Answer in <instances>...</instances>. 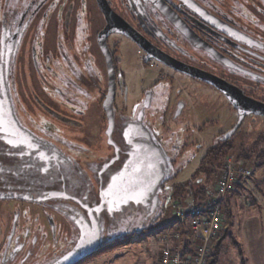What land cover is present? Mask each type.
Listing matches in <instances>:
<instances>
[{"label":"flooded vegetation","instance_id":"af4514ba","mask_svg":"<svg viewBox=\"0 0 264 264\" xmlns=\"http://www.w3.org/2000/svg\"><path fill=\"white\" fill-rule=\"evenodd\" d=\"M103 3L111 10L108 15L98 0H0V200L18 203L0 248V264H27L43 247L41 232L55 234L62 219L67 227L68 220L75 225V236L46 264L74 246L78 224L90 223V216L102 235L123 224L128 211L140 209L145 215L158 209V190L145 204L121 208L111 204L106 190L117 183L130 153L144 144L160 147L166 179L172 165L165 144L148 125V111L163 92L164 123L171 127L169 122L183 114L187 103L182 87H175L176 76L221 92L160 62L157 55L215 74L264 102V0ZM107 26H125L139 41L116 30L106 34L115 75L109 114L103 107L108 66L99 41ZM126 48L140 56L144 67H157L160 73L142 90L131 114L125 99L118 104L123 88L118 64ZM30 221L40 224L32 227Z\"/></svg>","mask_w":264,"mask_h":264},{"label":"rangeland","instance_id":"374dc122","mask_svg":"<svg viewBox=\"0 0 264 264\" xmlns=\"http://www.w3.org/2000/svg\"><path fill=\"white\" fill-rule=\"evenodd\" d=\"M118 65L121 72L119 82L123 85V88L118 89L120 91L118 104L125 99L129 107L128 113L131 114V108L137 106L136 102L140 100L142 90L159 77V69L144 67L140 56L130 48L124 50V56ZM141 78H144V81H141ZM176 81L175 87H182L181 96L187 105L179 118L169 122L171 127L163 121L165 117L163 92H159L154 101V107L148 111L152 113H150L151 120L148 121V125L157 137L162 139L161 141L165 144L163 149L165 153H168L172 165L166 179L157 189L160 194L158 209L145 215L141 214L140 209L137 213L128 211L126 216L122 217L128 229L124 228V223L121 225L118 223L117 227L113 226L110 232L103 230L101 246L124 238H130L131 242L88 257L78 264H156L161 243L160 234L171 232L180 225L173 213L178 206L182 207L195 201V196L190 195L193 193L192 189L201 185L211 187L228 159H231V163H236L235 155L239 147H244L248 157L264 151V116L247 115L237 131L227 139V142L234 145V151L230 150L226 153L220 143L223 135L237 121V114L233 107L224 95L208 85H199L182 76H176ZM170 108L171 106L168 105L166 111ZM91 158L90 160H93V157ZM251 159H247L245 164L252 168L250 162L252 163L253 160ZM241 161L244 162L243 160L238 162ZM263 182L264 166L255 171L252 170V175L245 178L246 188L241 193L242 196L236 199L235 207L231 209L232 217L227 219V222L225 220L222 226V229L225 227L227 232L222 240V249L217 256V264H241L242 259L246 264V254L250 252V249L254 253L255 245L259 247L262 242L264 243ZM175 186H181V193H173ZM190 186L191 191L189 189L187 191L186 188ZM252 200L254 202L250 203ZM16 206L18 203L0 200V248L10 228L12 213ZM20 221L22 224V217ZM59 222L55 234L44 230L41 232L43 247L27 260V264H46L69 247L70 243L67 242L75 236L76 227L69 220L68 227L64 225V219ZM258 222L261 231L258 230ZM28 224L36 227L40 222L30 221ZM103 224L105 228L106 220ZM181 226L188 229L186 225ZM181 235V239L173 244L180 251L184 237L183 234ZM234 242L239 244L236 245ZM240 249L242 255L239 254ZM259 251L260 254L264 252L261 249Z\"/></svg>","mask_w":264,"mask_h":264},{"label":"water","instance_id":"95a60500","mask_svg":"<svg viewBox=\"0 0 264 264\" xmlns=\"http://www.w3.org/2000/svg\"><path fill=\"white\" fill-rule=\"evenodd\" d=\"M98 2L106 15L111 13V10L105 6L103 0H98ZM114 30L126 35L135 42H139L136 39V36L125 26L115 29H111L110 26H107L100 34L99 41L106 53L109 74L108 94L103 103L104 110L107 111L108 114L112 108L111 106L114 98L115 75L112 58L107 50L105 37L106 34ZM151 58L153 57H147L146 60L148 61ZM154 58L179 72L204 81L224 95L230 105L237 112V121L235 125L223 135L224 139L230 138L237 131L245 116L251 114L264 116V102L248 97L240 88L227 82L221 77L166 56L157 55ZM110 126L111 119L109 120V126L107 128L108 134ZM113 160L114 159L112 158L111 162ZM164 162L165 158L158 145L144 144L142 147H136L135 150L130 153L121 172L117 175V183L113 184L106 190L111 204L115 206V208H121L123 205L129 204L130 202L147 203L148 199L163 181L164 170L162 164ZM98 207L99 206H97L96 209H98ZM90 219V223L85 221V225L78 224L80 235L74 246L62 256L58 257L52 264H78L100 248V228L97 220L93 218V216H90Z\"/></svg>","mask_w":264,"mask_h":264},{"label":"built area","instance_id":"2783aa9c","mask_svg":"<svg viewBox=\"0 0 264 264\" xmlns=\"http://www.w3.org/2000/svg\"><path fill=\"white\" fill-rule=\"evenodd\" d=\"M230 161L227 160L218 172L215 183L206 189L203 200L178 206L173 213L179 224L189 228L191 252L182 253L174 247L175 241L182 237L179 230L163 232L159 237L161 243L156 264H207L210 243L219 237L222 230L225 196L234 191L239 179L252 175V168L246 162L234 164Z\"/></svg>","mask_w":264,"mask_h":264},{"label":"trees","instance_id":"16d2710c","mask_svg":"<svg viewBox=\"0 0 264 264\" xmlns=\"http://www.w3.org/2000/svg\"><path fill=\"white\" fill-rule=\"evenodd\" d=\"M222 147L224 148V151L227 153V152H230V150H233L234 145L230 144L227 141H224V142H222ZM251 156L252 155H250V157H248V155L246 154V152L244 150V147L241 146V147H239V149L236 152L235 160L236 161H239V160L246 161L247 159H251L252 157H254L253 159H251V160H253L252 163L250 162V164H252V170L253 171H255L256 169L264 166V151L255 153V154H253L252 157ZM240 180L241 179H239V181L237 183V186H239V185L242 184L240 182ZM235 187H236V185H235ZM180 188H181V186L180 187L179 186H175L174 189H173L174 190L173 193L174 194L181 193ZM191 188L192 187L190 186V187L186 188V190L188 191V189H189V191H191ZM207 188H208V186L201 185V186H199L197 188H193L192 189L193 193H191L190 195L195 196V202L200 201V200H202L205 197V193H206V189ZM187 193H189V192H187ZM252 201H254V200H252ZM223 208H224L223 209V213L225 214L224 215V217H225L224 218V222H225V220L227 221V219H230L232 217V212H231V210L229 209L228 206L226 207V205L224 203H223ZM224 222H223V225H224ZM175 229H178L181 232V234H183V236H184L182 238L183 243H182L181 252L182 253L191 252V249L192 248H191V240H190V231H189V228L186 229V228H184V226H181V224H180ZM226 232H227V230L224 227L221 230V233H220L219 237L216 238L215 240H213L210 243V256H209V259H208L207 264H217V261H218V257L217 256L220 253V250L222 249V245L221 244H222V240L226 237ZM130 242H131V239L130 238H126V239L124 238V239H119L117 241L109 242V243L101 246L90 257L96 256V255H98L100 253H103V252H106V251H109V250H112L115 247H121V246L127 245ZM234 243L236 245L239 244L237 242H234ZM239 254L242 255L241 249L239 251ZM241 264H245V262H244L243 259L241 260Z\"/></svg>","mask_w":264,"mask_h":264},{"label":"crops","instance_id":"0c3cea01","mask_svg":"<svg viewBox=\"0 0 264 264\" xmlns=\"http://www.w3.org/2000/svg\"><path fill=\"white\" fill-rule=\"evenodd\" d=\"M244 162H246V161H244ZM236 163H240V162L236 161ZM240 182L242 184L241 185L238 184L239 186H237V184H236V187H235L234 191H232L231 193L227 194L225 196V198H224V202L223 203L226 205V207L228 206L230 210L233 207H235V205H236V199L237 198L239 199L242 196L241 193L246 188L245 178H241ZM252 202H254V201H251L250 203H252ZM257 226L259 227L258 230L261 231V228H260L261 226H260L259 222L257 223ZM250 248H252V247H250ZM254 248H255L254 253L250 249V252L248 254H246V264H264V252H262V254L259 253L260 252L259 251L260 249L264 251V243L262 242V245L259 246V247H258V245H255Z\"/></svg>","mask_w":264,"mask_h":264}]
</instances>
